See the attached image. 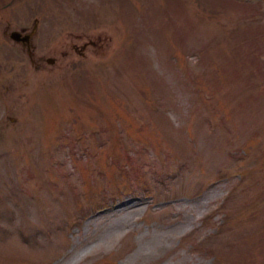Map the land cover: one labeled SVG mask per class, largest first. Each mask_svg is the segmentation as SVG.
Instances as JSON below:
<instances>
[{
    "label": "rangeland",
    "instance_id": "rangeland-1",
    "mask_svg": "<svg viewBox=\"0 0 264 264\" xmlns=\"http://www.w3.org/2000/svg\"><path fill=\"white\" fill-rule=\"evenodd\" d=\"M0 264H264V0H0Z\"/></svg>",
    "mask_w": 264,
    "mask_h": 264
},
{
    "label": "water",
    "instance_id": "water-1",
    "mask_svg": "<svg viewBox=\"0 0 264 264\" xmlns=\"http://www.w3.org/2000/svg\"><path fill=\"white\" fill-rule=\"evenodd\" d=\"M33 30V29H32ZM31 34V30L28 31H21V29L17 28V27H13L10 29L9 31V35L15 39H23V40H28L29 36ZM47 59L49 60H53L54 56L53 55H48Z\"/></svg>",
    "mask_w": 264,
    "mask_h": 264
},
{
    "label": "flooded vegetation",
    "instance_id": "flooded-vegetation-1",
    "mask_svg": "<svg viewBox=\"0 0 264 264\" xmlns=\"http://www.w3.org/2000/svg\"><path fill=\"white\" fill-rule=\"evenodd\" d=\"M36 24H37V21H35L34 22V24H33V26L31 27V29H28V30H31V34H30V36H29V39L28 40H23V39H16V40H20V41H22L23 43H25L26 45H27V48H28V51H29V54L31 55V53H32V42H31V40H32V36H33V33H34V31H35V28H36ZM20 29V28H19ZM33 29V30H32ZM28 30H22L21 29V31H23V32H25V31H28ZM15 39V38H14Z\"/></svg>",
    "mask_w": 264,
    "mask_h": 264
}]
</instances>
